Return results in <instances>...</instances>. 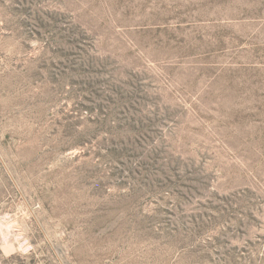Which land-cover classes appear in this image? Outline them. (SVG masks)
Listing matches in <instances>:
<instances>
[{"label": "rangeland", "instance_id": "1", "mask_svg": "<svg viewBox=\"0 0 264 264\" xmlns=\"http://www.w3.org/2000/svg\"><path fill=\"white\" fill-rule=\"evenodd\" d=\"M0 264H264V0H0Z\"/></svg>", "mask_w": 264, "mask_h": 264}]
</instances>
